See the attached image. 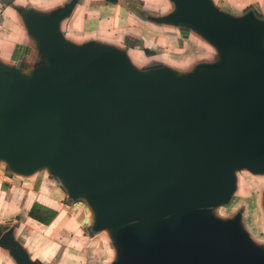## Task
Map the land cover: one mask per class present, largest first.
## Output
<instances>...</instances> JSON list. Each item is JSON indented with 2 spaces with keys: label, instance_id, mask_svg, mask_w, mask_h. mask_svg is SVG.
<instances>
[{
  "label": "water",
  "instance_id": "obj_1",
  "mask_svg": "<svg viewBox=\"0 0 264 264\" xmlns=\"http://www.w3.org/2000/svg\"><path fill=\"white\" fill-rule=\"evenodd\" d=\"M170 1L157 20L185 38L196 32L216 61L188 72L140 68L126 49L63 37L59 22L76 0L48 14L22 11L44 62L24 71L23 62L0 61V170L12 177L46 168L69 196L85 197L94 228L110 230L111 264H264L242 213H213L235 192L237 171L264 172V20L211 0ZM26 51L15 47L12 59ZM90 70L95 84L74 82ZM106 102L143 133L122 128ZM11 222L0 225V247L15 264H40L6 232ZM167 222L163 239L158 227Z\"/></svg>",
  "mask_w": 264,
  "mask_h": 264
},
{
  "label": "rangeland",
  "instance_id": "obj_2",
  "mask_svg": "<svg viewBox=\"0 0 264 264\" xmlns=\"http://www.w3.org/2000/svg\"><path fill=\"white\" fill-rule=\"evenodd\" d=\"M126 2L130 6L135 5L137 7L143 4L136 0H126ZM171 4L172 2L170 0H162V3L156 6V10L160 15L169 13L174 8V5ZM147 7L150 8L149 6ZM248 11L254 12L256 10L250 8L245 13ZM254 13L259 19H262L257 12ZM123 15L128 14L124 13ZM127 23V26H131V23ZM124 27V21H121L118 27H111L102 35L111 34L110 36H116L122 32ZM140 27L141 33L138 36L139 38L137 37V39L131 41L129 44L135 43L139 47L144 46L143 48L148 50L147 55L144 54L142 68L162 62L163 55H168L172 59H181L182 57L186 58V56H190L189 59L191 61L197 58V56H208L206 50H204L205 48L201 49V43L195 37L191 36L189 39H183L178 32L179 30L174 32L175 34L171 37L172 42L173 38L175 36L177 37V41L173 42L175 44L174 47L171 48L165 43L167 36L162 35L160 31L151 30L153 26L149 23L143 22ZM156 29L161 30L157 27ZM99 34H101V30L95 28L93 32L84 34L81 32L78 36L82 38L78 40H83L85 39L84 37H99ZM143 34L147 36L146 39L142 36ZM163 34H169V31L166 33L163 32ZM160 36L163 37V41ZM119 46L125 47L122 42H119ZM13 51L7 53L6 56L0 54V60L8 63V65L15 66L23 62L21 65L24 71H29L37 64L44 62L43 57L38 62H33L31 59L27 60L25 59L26 53L20 61L12 59ZM200 51H202V54H200ZM215 57L217 55L213 59ZM92 72L90 70L76 76L74 82L77 84H95L96 79L91 76ZM106 106L114 116L121 119L122 128L137 134L143 133L145 130L144 126L130 118L121 108L111 105L108 102H106ZM0 166H3L2 162H0ZM240 186L241 192H239ZM0 188L6 191V200L0 202V219H12L14 227L17 224L21 228L24 227L21 233L22 240L25 241L29 250L32 249L34 251L33 254L39 259L43 261L49 260L47 264H111L116 258V251L110 239V230L108 228L97 230L93 226L94 213L88 200L83 196H69L59 179L51 175L46 168H41L29 175L14 174L12 177L5 175L0 170ZM10 196L12 201L8 200ZM263 196L264 172L254 173L246 169L239 170L237 171L235 192L231 195L227 203L215 207L213 213L216 216L227 219L230 217L233 218L236 213L241 212V226L245 229L251 241L254 244L264 246ZM31 201L55 208L56 216L48 226L36 225L30 222L33 221L32 219H27L29 223L24 224L26 217L22 215L31 204ZM2 222L4 221L0 223ZM14 227L9 231L13 232ZM169 227L170 224L168 222L165 223L164 230L158 227V233L163 239H166L167 233L165 229ZM221 236L217 234L218 243H220L223 237ZM43 249L46 250L43 251ZM41 250L42 252H40ZM9 257L11 256L8 251L6 255L0 252V263L12 264ZM37 262L39 263V260Z\"/></svg>",
  "mask_w": 264,
  "mask_h": 264
},
{
  "label": "crops",
  "instance_id": "obj_3",
  "mask_svg": "<svg viewBox=\"0 0 264 264\" xmlns=\"http://www.w3.org/2000/svg\"><path fill=\"white\" fill-rule=\"evenodd\" d=\"M70 1L71 0H0V54L6 56L7 53H10L12 50L15 49V47L25 46V48H27L25 59L27 60L31 59L33 62H38L43 56L41 55L40 51L36 46V40L34 39V37H32L29 34V32L25 27L22 11L32 9L42 14H48L59 7H63L64 5L68 4ZM136 1L137 2L140 1V3L142 2L143 4H141L140 7H137L135 5L134 6L133 5L130 6V4L128 5L126 0H115V1L76 0L69 15L65 16L60 20L59 31L67 41L73 44H82L88 41L95 40L113 45L119 49H126V51L130 49L136 57L143 58L144 54L147 55L148 50L144 49L143 48L144 46L139 47L135 43L133 44H129V43L137 39V37L141 33L140 26L142 25L143 22H147L151 26L155 27V28L152 27L151 30L160 31L162 32V35L167 36L165 38V43L167 46L173 48L175 45L173 42L177 41V37L175 36L173 38V42L171 37L173 36V34H175L174 32L178 31V28L171 24L162 23L157 20V17L160 16V14L156 10L157 9L156 6H158L159 3H162V0H136ZM211 2L220 11L228 13L233 16H241L248 9L254 8L256 10L254 12H257V14H259L261 18L264 20V0H211ZM146 5L149 6L150 8H148ZM124 13L128 15L124 16L123 15ZM121 21H124L125 27L124 29H122V32L120 34L116 36H110L111 34L102 35L105 34L109 28L118 27V24ZM127 22L131 23V26L129 25L127 26L128 24ZM156 27L160 28L161 30H157ZM95 28L96 29L99 28L101 30V34H99V37L109 40L103 39L104 40L103 41L96 36H91L88 38L84 37L85 39L78 40L82 38L78 36L80 35L81 32H83V34L88 32H93L95 31ZM168 31L169 34H163V32L166 33ZM142 36L145 39L147 38L145 34H143ZM191 36L195 37L201 43L200 45L201 49L205 48L204 50H206L208 54L207 57L203 55L197 56V58H194L191 61V59H189L190 56H186V58L182 57L181 59H172L168 55H163L162 62L160 63L179 72H188L198 63H211L216 61L217 57L213 59L214 56L217 55L214 46H212L207 40H205L203 37H201L194 31H190L189 35L186 38L189 39ZM160 38L163 41V37L160 36ZM182 38L184 39L185 37ZM119 42H122L123 45H125V47L119 46ZM200 54H202V51H200ZM1 62L5 63L4 61ZM165 63L169 64V66L166 65ZM5 192H6L5 190H2L0 188V202L6 200ZM8 200L12 201L11 196L9 197ZM33 202L36 201H31V204L29 202L30 205L28 206L25 213L22 215L26 217L24 224H28L29 222L27 221V219H31L27 216V212L30 209ZM12 209H13V204H12ZM52 209L55 210V208ZM8 220H12V219H8ZM32 220L33 221L30 222H33L36 225L48 226V224H43L34 219ZM1 221H7V220L0 219V222ZM13 225L14 223L12 220L6 232H10L9 230L12 227H14ZM23 228H21L19 224H17L16 227H14L13 232L11 231L14 239L17 240L16 232L19 230L21 235ZM1 248L4 249L3 247ZM4 250H6V252L8 251L7 249ZM45 250L46 249H43V251ZM30 251L34 253L32 249ZM40 252H42V250ZM29 256L34 260L36 259V261L39 260L40 264H47L49 262V260L43 261L39 259L37 256L35 257L33 255H29Z\"/></svg>",
  "mask_w": 264,
  "mask_h": 264
},
{
  "label": "trees",
  "instance_id": "obj_4",
  "mask_svg": "<svg viewBox=\"0 0 264 264\" xmlns=\"http://www.w3.org/2000/svg\"><path fill=\"white\" fill-rule=\"evenodd\" d=\"M27 216L43 224H49L56 216V210L44 206L38 202H33L27 212Z\"/></svg>",
  "mask_w": 264,
  "mask_h": 264
},
{
  "label": "bare ground",
  "instance_id": "obj_5",
  "mask_svg": "<svg viewBox=\"0 0 264 264\" xmlns=\"http://www.w3.org/2000/svg\"><path fill=\"white\" fill-rule=\"evenodd\" d=\"M172 5V4H171ZM166 26H168V25H166ZM170 27H172V26H170ZM101 40H103V39H105V38H101V37H99ZM105 40H109V39H105ZM104 41V40H103ZM110 41H112V40H110ZM115 42V41H114ZM127 54H128V56H129V58H130V60L132 61V63L135 65V66H137V67H141L142 65H143V58L142 57H136L133 53H132V51L129 49L128 51H127ZM166 64V63H165ZM166 65H168L169 66V64H166ZM239 192H241V186H240V190H239ZM218 217H220V216H218ZM263 217V216H262ZM220 218H222V219H226V218H223V217H220ZM257 222V221H256ZM16 238H17V240L20 242V244L23 246V248L27 251V253L29 254V255H33V256H35L33 253H32V251H30L29 250V248L27 247V245L25 244V242L22 240V237H21V235H20V231L18 230L17 232H16ZM0 252H2L4 255H6V250H4V249H2L1 247H0ZM36 253V252H35ZM9 260L12 262V264H15V262H14V260L12 259V258H10L9 257Z\"/></svg>",
  "mask_w": 264,
  "mask_h": 264
},
{
  "label": "flooded vegetation",
  "instance_id": "obj_6",
  "mask_svg": "<svg viewBox=\"0 0 264 264\" xmlns=\"http://www.w3.org/2000/svg\"><path fill=\"white\" fill-rule=\"evenodd\" d=\"M1 228H2V227H0V229H1ZM3 233H4V232H3ZM3 233H2V234H3ZM2 234H1V235H2Z\"/></svg>",
  "mask_w": 264,
  "mask_h": 264
}]
</instances>
